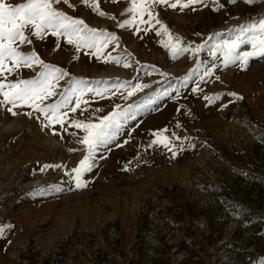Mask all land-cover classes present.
I'll use <instances>...</instances> for the list:
<instances>
[{
	"label": "rangeland",
	"instance_id": "rangeland-1",
	"mask_svg": "<svg viewBox=\"0 0 264 264\" xmlns=\"http://www.w3.org/2000/svg\"><path fill=\"white\" fill-rule=\"evenodd\" d=\"M217 2L224 5L219 11L212 0L195 11L155 5L171 35L139 17L135 26L118 27L131 19L130 0H89L105 16L82 0L56 6L119 38L100 58L50 34L23 47L68 72L58 92L83 79L103 93H87L82 100L88 103H81L86 111L69 112L65 119L98 123L121 109L129 119L108 150L97 151L92 170L82 177L87 186L78 189L72 169L87 154L78 142L83 131L56 125L61 138L42 128V116L29 118L28 107L14 109L13 116L0 106V264H264V56L247 66H225L223 50L214 48L241 26L264 19V0ZM223 33L230 38L215 42ZM176 36L180 47H205L173 58L165 45H175ZM251 50L242 44L239 52ZM109 53L122 63H105ZM206 68L211 76H203ZM38 71L22 67L8 80L33 79ZM183 75L187 81L176 89L179 95L161 90ZM205 96L218 99L209 103ZM164 129L169 147L152 145L153 133ZM45 165L61 167L41 172Z\"/></svg>",
	"mask_w": 264,
	"mask_h": 264
},
{
	"label": "snow or ice",
	"instance_id": "snow-or-ice-1",
	"mask_svg": "<svg viewBox=\"0 0 264 264\" xmlns=\"http://www.w3.org/2000/svg\"><path fill=\"white\" fill-rule=\"evenodd\" d=\"M86 6H91L93 10L97 11L100 16H105L103 11L99 10L98 4L89 5V0H82ZM232 3L244 2L247 4H254L256 0H231ZM64 3L69 7V0H26V2L14 3L12 0H0V106H5L6 110L13 116L18 112L14 109L28 107L31 111L25 113L29 118L40 119L42 128L52 129V134L61 136V132L57 131L55 126L59 125L61 131H67L65 124H70L72 127L82 130L84 135L79 139V143L85 146L87 154L79 161V166L72 169V180L75 182L76 188H83L87 185L83 182L82 177L84 173L92 170L94 166V159L97 151L101 148L108 150L107 146L113 144L117 140V135L120 133L123 123L129 119V111L121 109L120 111H112L108 115L99 118L98 123L85 122L80 119L69 118V112L75 114L80 109L83 114L86 109L81 108V103L87 104V100L82 98L87 93H95L97 96H102L103 93L99 89H93L86 85L83 79H75L71 81V86L65 91H57L60 81L68 76V72L62 68L52 66L45 63L35 50L24 52V46H31L34 39L43 41L49 34L53 37L67 38V44L73 45L76 50L87 48L92 55L103 56V50L109 44L114 47L118 45L119 38L114 33L98 31L95 28L89 27L84 20L74 19L65 14L64 11L58 10L57 5ZM216 4V10L219 11L224 5L212 0ZM204 4V0H177L176 3H170L169 0H130V6L126 8V12L131 14V19L119 23L117 26L125 28L128 26H135L137 24V17L140 18V23L152 26V22L160 24L162 22L158 19V14L154 11L155 5H166L173 9L192 8L195 11V5ZM147 16V20L144 17ZM115 19V17H112ZM136 32L139 33L142 29L136 27ZM150 28H145L143 31L147 32ZM164 31L167 33L166 27ZM239 34L231 40H225L222 44L215 45L216 50H223V62L225 66L235 64L237 61L241 65L247 66L249 60L253 57L264 56V19H261L258 24H250L248 26H241L238 30ZM156 35H161L160 31ZM222 35V34H217ZM211 39V37H209ZM175 45H165L170 47L173 58L179 53L201 51L205 44L196 45L193 48L191 45L187 47H180V37H175ZM242 44H249L251 51L239 52ZM215 57V51L212 52ZM105 63L114 62L116 64L122 63V58L112 57L111 53L104 60ZM123 67H130L128 62H123ZM35 69L39 68L37 75L33 79H16L9 81L8 76L19 73L21 68ZM212 72L206 68L203 76H211ZM203 78V77H202ZM147 85H133V90ZM199 87L193 89L198 91ZM179 95L178 90L173 89ZM133 94L132 91L128 93L129 96ZM169 95V93H165ZM236 99H243L237 96L236 93H230ZM53 97H58L50 103L45 101ZM75 98V106L73 100ZM204 99L212 103L218 97L209 98L205 96ZM119 108V106H116ZM131 106H129L130 108ZM64 110V111H62ZM99 111V110H97ZM34 113L36 114L34 116ZM131 119H136V114H131ZM46 121V122H45ZM179 127V125H177ZM164 129L161 132H154L153 135L157 137L151 141L152 145L162 144L169 147L171 141L167 136H164ZM172 135L176 139H180L175 133ZM61 138H63L61 136ZM127 143V141H125ZM122 146V145H118ZM72 151V149H70ZM175 156V152H173ZM61 165H45L40 171L43 172L49 168H60ZM3 228H0L2 234Z\"/></svg>",
	"mask_w": 264,
	"mask_h": 264
},
{
	"label": "bare ground",
	"instance_id": "bare-ground-1",
	"mask_svg": "<svg viewBox=\"0 0 264 264\" xmlns=\"http://www.w3.org/2000/svg\"><path fill=\"white\" fill-rule=\"evenodd\" d=\"M219 38H221V36L220 37H216L215 38V42H218ZM214 45H215V43H214ZM186 78H187L186 75H183V76H181L179 78L170 80L169 82H165V83H163V85L161 87L162 88L161 90H165V89H182L185 86V84H186V81H187Z\"/></svg>",
	"mask_w": 264,
	"mask_h": 264
},
{
	"label": "water",
	"instance_id": "water-1",
	"mask_svg": "<svg viewBox=\"0 0 264 264\" xmlns=\"http://www.w3.org/2000/svg\"><path fill=\"white\" fill-rule=\"evenodd\" d=\"M225 37L230 38V36H228L227 33H223V34L221 35L220 41H221L223 38H225Z\"/></svg>",
	"mask_w": 264,
	"mask_h": 264
}]
</instances>
